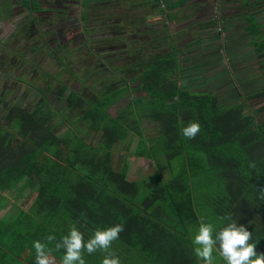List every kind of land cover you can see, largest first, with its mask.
<instances>
[{"label":"trees","instance_id":"trees-1","mask_svg":"<svg viewBox=\"0 0 264 264\" xmlns=\"http://www.w3.org/2000/svg\"><path fill=\"white\" fill-rule=\"evenodd\" d=\"M246 20L245 30L257 36L253 18ZM254 45L264 49V41ZM179 51L173 45L148 61L141 72L144 95L123 112L112 116L105 94L90 101L78 114L83 133L69 125L55 134L54 124L47 126L53 112L37 113L42 99L19 114L14 132L0 126V191L16 200L34 189L27 208L19 204L0 218V264H35L32 242L47 244L48 235L56 237L48 248L60 264L64 251L54 245L73 224L87 240L117 223L124 230L111 251L121 264H202L192 250L201 218L218 231L228 223L225 214L247 227L250 242L264 253V105L251 111L246 103L260 92L224 103L215 94L179 88ZM67 101L75 110L82 99L68 95ZM143 121L155 125L153 134H144ZM189 122L201 127L191 140L181 134ZM97 132L95 142L84 136ZM128 133L137 137L134 154L154 166L138 179L126 178L125 160L113 174L112 145ZM104 256L84 253L86 264H101ZM213 258L225 264L216 251Z\"/></svg>","mask_w":264,"mask_h":264},{"label":"crops","instance_id":"crops-1","mask_svg":"<svg viewBox=\"0 0 264 264\" xmlns=\"http://www.w3.org/2000/svg\"><path fill=\"white\" fill-rule=\"evenodd\" d=\"M26 1L28 0H0V26L1 29H3L0 40H14L18 41V44H36L37 41L40 43L49 42L48 40H51L49 38V34L51 35V33L57 32V35H52L53 41H66V43L63 44V46L67 45L66 47H72L73 45L75 47H84L85 45L88 46L91 43L95 47L107 48L111 46L115 47V41L120 38L121 32H125L129 44H131L133 41L139 42L138 45L134 44V47L131 46L132 48L130 49H126L122 52H116L115 54L112 53V64L117 65L118 62L125 63H118L120 68H124L123 71H120L123 74L128 73L129 75H76V80H79L77 82V91H79L77 96L81 97L82 102L79 107H76L75 110L68 106L69 103L67 101V95L64 99V102L60 103L61 106L59 105V102L53 101V99L51 104H45V102L42 103V107L37 109V113H42L45 110L53 112L52 118L47 123V126H51L50 122H52V120L56 117L57 122L53 123L55 126V134H58V128H61L65 120H67V115H65V112L68 110H72L76 115L67 126L73 125L79 128L83 133L85 125L82 123V121H80L78 114L83 111L85 106L90 101H95L104 94V96H108L111 99V102L107 107V111L112 116L116 115V111L123 112L121 108L126 107L134 98L142 97L144 95V91L142 90L141 72L150 59L157 56H162L168 49L159 55L154 54L153 57L147 60V58H144L142 52L139 53L138 46H144L145 44L147 45L148 39H150L149 42L152 44L151 47L155 48L162 44V39L164 36L168 37L166 30H168L169 27H171L174 23H179L177 19L179 15L178 12L179 9L185 5L187 8H189L188 14L190 15H204L203 17H205L208 13V16L204 18L206 20L211 19L212 15L209 14L210 10L216 12L219 11V15H221V13L223 15L225 12H227V15H232V11H238L241 9L240 6H244V10L247 11V13H243L244 24H237V26L232 29L233 31L237 30L241 32L240 40L235 42V44L231 47H227L228 53L230 55V57L227 59V65L229 68H232L233 70L235 69V72L241 76L243 81L246 79L247 75H249V79H251L252 82L246 84V81H241L244 84L243 87H245V89H241L238 86L239 90L235 91V86L231 87L228 80L223 77L227 82L225 83L222 81L221 79L223 78L218 79L219 82L217 84H220V86L213 87L212 89L214 90L211 93L217 96V92L220 95L219 98L225 95L227 98H230L231 101L238 100V95L244 97L247 94L260 92L259 95L253 97L250 100H246V103L247 101L251 100H261L259 97L264 95V92H262L264 91V49L257 51L254 45L255 42L259 43L264 41V37L262 36V32L264 31V19L258 20L255 17V12H258L255 11V4L261 0H247V2H239L240 0H220L219 5L216 7L214 6L215 0H182L181 4L179 2L181 0H166V4L170 6V8H166V10L162 0H71V5L67 9L62 8L60 11L53 10L51 12H49L45 6L41 5L43 0H39L41 3L38 6L36 5L37 9H33V7L30 6L28 10L25 6L26 10H24L23 5L26 4ZM234 4L235 6H233ZM11 7H14V9L11 10ZM116 9H119V11ZM8 11L9 13H7ZM166 12L171 17L170 19H165ZM247 17H252L255 25L258 26V32L260 30L256 40H254L255 36L245 30ZM228 20L230 23H228L226 26L230 31V26H232L231 23L233 20L231 21L230 18H228L227 20L224 19V22ZM8 23L10 26H14L12 29H10V37L7 36L6 33ZM173 30L171 28L170 31L173 32ZM150 32H158L160 34L148 36V33ZM171 40L173 41V38ZM192 42H195V40H192L187 45H185L184 49L201 45L199 41L196 43ZM173 45V42L170 43V47ZM176 47L178 49L180 48L178 46ZM184 49L182 47L178 52V62L180 59V53ZM210 49H212V46H207V50ZM127 52L131 53L128 58L124 56V54ZM115 58H117V60H115ZM122 58H124V60L121 62ZM83 60H85L84 56L80 55L78 58L79 64L83 65ZM213 60L214 56H212L211 60L208 62L210 69L209 72H211V74L216 73L217 68H219L220 74L223 68L218 66L216 62H213ZM203 63V61L195 62L196 66L198 67H202ZM196 66H193L192 69L194 71H200V69L198 70ZM84 68L85 67L83 66L82 70ZM206 69L207 68L201 71L206 74ZM63 77H66L68 80L69 78L72 79L71 75H61L59 78ZM88 77H90V83L85 81V79ZM41 78L43 77L41 76ZM175 78L177 86L187 90L188 85H186V81H188V79L181 83L179 80L177 81V79H179V75H176ZM227 83V88H230L231 91L226 95L223 93L222 88L226 89ZM242 83H240L241 87ZM213 84L216 85L214 82ZM44 89L47 91L49 90L47 85L44 87ZM49 93H51V91H49ZM41 94V91H37L35 93L31 91L30 96L35 99L34 101L25 102L26 96H18L17 101L14 103L3 101L8 104L3 107L4 113L1 119L4 120V116L10 112L12 117L6 118V120L9 121L8 126H10L13 130L19 128V114L22 111L30 112L35 110L37 102H40L41 99L43 100ZM236 94L237 96L234 98V95ZM62 95L63 91L60 88L59 94L56 97L62 98ZM50 97L56 98L54 95H50ZM242 97L241 99H244ZM263 100L264 99H262V101ZM252 101L247 103L248 107L252 104ZM219 102L225 103L227 101L221 100ZM263 105L264 101L262 102L261 106ZM261 106L256 108L260 109ZM256 108H254V110H257ZM262 118H264V116ZM143 122L141 123V128L144 129V134L148 136L149 134H146L145 127L142 126ZM67 126L65 127L67 128ZM65 127L64 130L66 129ZM86 135H88V137H86ZM86 135L84 134L87 139L91 138L92 141L95 142L99 136V133H88ZM122 142L125 144L129 143L135 145L126 153L125 151L122 152L120 148L117 149V147ZM136 142L137 137L131 133H128L123 139L117 140L112 145V155L115 153L116 149L124 154L122 155V158H124L122 161L125 160L126 162V175L128 171H130L134 166L135 163L132 162H135V160L138 161L139 165H141V168H143V166L145 167V165L147 166L148 163L151 162L145 157L134 154ZM125 156L129 158V163ZM147 160L148 163L146 164L145 161ZM148 166H151V163ZM33 195L34 189H25L16 200H13L7 195L6 190L0 191V218L9 215L19 204H23V207L27 208L32 201Z\"/></svg>","mask_w":264,"mask_h":264},{"label":"rangeland","instance_id":"rangeland-1","mask_svg":"<svg viewBox=\"0 0 264 264\" xmlns=\"http://www.w3.org/2000/svg\"><path fill=\"white\" fill-rule=\"evenodd\" d=\"M34 3H39V0H32ZM71 3V0H69ZM239 2H247V0H240ZM220 3V0H215L214 1V6H218ZM62 5V4H61ZM235 6V4L233 5ZM34 8H37L36 6ZM240 10L238 11H232V15H227V12H225V14L219 15L220 12H216L213 10H210L209 14H211V19L210 20H206L204 18H206L208 16L203 17L204 15H190L189 13V8H187V6L185 5L184 7H182L181 9H179L178 12V21L179 23H174L171 27H169V29L173 30V32H171L169 29L166 30L168 33V37H165L162 39V44L158 45V47H151L152 44L151 42H149L150 39L147 40V45L145 44L144 46H138V50L139 53L142 52L144 58L150 59L151 57L154 56V54H161L162 52H164L165 50L171 48L170 47V43H174L175 46L180 47V49L184 46L187 45L190 41L192 40H197L196 42L199 41V43L201 44L200 46L197 47H189L186 48L184 50H182V52L180 53V59H179V79H177V81L179 80V82H184L186 79H188V81H186V85L187 86V90L192 91V92H207V93H211L213 92L214 89H212L215 86H220V84H217L219 81L218 79L221 78H226L228 80V82L230 83L231 87L235 86V91L239 90V87L241 89H245V87H243V83L244 81H246V84H249L252 82L251 79H249V75H247L246 79H244V81L242 80L241 76L238 75L235 72V69L233 70L232 68H229V66L227 65L228 62V58L230 57L229 53H228V49L227 47H231L232 45L235 44V42L240 40V36H241V32L240 31H233L232 29L237 26V24L241 25L244 24V18H243V13L247 11L244 10V6H240ZM117 11H119V9H116ZM220 10V9H219ZM243 10V11H242ZM255 17L258 20H262L264 19V0H261L260 2H256L255 4ZM223 12V11H222ZM254 16V15H253ZM246 17V16H245ZM228 18H230V20L232 21L230 28L231 30L229 31V28L226 26L228 23H230V21H225L224 19L227 20ZM214 20V21H213ZM208 28V29H205ZM164 29V27H163ZM226 30V31H223ZM223 32V33H222ZM260 32V30H259ZM165 33V32H164ZM148 36L151 35H158L160 33L158 32H153V33H148ZM52 35H55L54 33H51V35L49 34V38L51 40L49 41V46H51V49H48L50 52V54L48 53V51L46 49H42L39 53L38 56L42 55L44 53L43 56L37 57V65L42 68L44 71H46L47 73H50L51 76L49 74L47 79L48 82H52V87H60L61 89H64L63 86L61 84H59L58 81H56V74L57 77H60L61 75H65L64 73H66L64 70H67V68L69 70H71V74L72 77L75 78L74 82L77 83L76 81V71L80 69V64L77 63L76 61V56L79 55L81 53V50L83 49L85 52H87V50H93L92 49V44L90 43L88 46L85 45L84 47H80L79 48H75V47H67V48H59L56 49L54 46V42L52 39ZM70 35V34H69ZM262 36L264 37V31L262 32ZM258 36L254 37V40L257 39ZM173 38V41L171 40ZM138 40V39H137ZM195 42V43H196ZM39 43L38 41L36 42V44ZM135 45H138L139 42H131V44H129V41L127 39L126 33L125 32H121V36L120 38H118L115 41V47H110V52L108 51L107 48H101L98 47L97 51L100 53H106L101 54L102 56H104V59H101V70H106L108 68V73H110L111 75H129L128 73H122L121 71L124 70V68H120L119 64H125V63H117L116 64H112L110 60L112 59L113 55H109V57H107L108 54H111L113 52H122L126 49H130L132 48L131 46L134 47ZM199 45V44H198ZM207 46H212V49L207 50ZM112 51V52H111ZM156 51V52H155ZM250 53V51H249ZM91 54V53H89ZM130 52H127L126 54H124V56H126V58H128L130 56ZM67 55V56H65ZM85 54L81 53V56H84ZM97 55V54H96ZM152 55V56H150ZM65 56V57H64ZM212 56H214V60L213 62H216L218 66H221L223 69L219 74V68H217L216 73H212L209 72V61L211 60ZM91 59V57H89ZM102 58V57H101ZM88 59V58H87ZM83 60L84 64L82 65V67L84 66L85 68L83 69L84 72H90L89 75L91 74V71H95L96 67H92L93 65H91V63H86L89 62V60ZM107 59H109V62H107ZM92 60V59H91ZM106 60V62H105ZM115 60H117V58H115ZM124 60V58L121 59V62ZM86 61V62H85ZM95 60H92V62L94 63ZM104 63H103V62ZM204 62L202 67H198L196 66L195 62ZM106 63V65H105ZM108 63V64H107ZM95 66V65H94ZM109 66V67H108ZM193 66H196V68L200 71H194L192 68ZM89 68V69H88ZM205 68H207L205 70L206 74L203 73V71ZM196 69V70H197ZM87 70V71H85ZM110 70V72H109ZM121 70V71H120ZM114 72V73H113ZM96 74V73H94ZM216 74V75H215ZM219 74V75H218ZM42 77H44V75H41ZM20 77V75H19ZM191 78V79H190ZM221 79L222 81H224L225 83L227 81H225V79ZM70 79V84L72 82V79ZM81 79V78H80ZM190 79V80H189ZM43 82L39 83L40 89L44 86V84L47 82L46 79H42ZM79 81V80H78ZM85 81L87 83H90V77L86 78ZM242 81V82H241ZM69 82V80H68ZM213 82L216 84L214 85ZM30 83H32V87L36 86L37 83H34V79L30 81ZM240 83H242V87L240 85ZM68 84V83H67ZM228 83L226 84V89H223V93H225L227 95V93H229L231 91L230 88H227ZM239 86V87H238ZM38 88V87H37ZM39 89V90H40ZM43 92L45 93L47 90H45L44 88ZM216 92V91H215ZM244 93V92H243ZM217 94V98L219 101L221 100H225L227 102L230 101V98H227L225 95L219 98V94L216 92ZM53 95V94H52ZM67 95H75L74 92H67ZM237 96L234 95V98ZM66 95L65 93H63L62 98H52L53 101L59 102V105L61 106L60 103L64 102ZM239 99L242 97L241 95L237 96ZM233 98V99H234ZM244 98V97H242ZM261 100L258 101H252V104L249 106V109L252 111L254 110V108L261 106L262 105V99H264V95L259 97ZM25 102L27 101H34L35 99L32 96H26L25 97ZM221 99V100H220ZM234 101V100H231ZM230 101V102H231ZM251 101H247L251 102ZM262 101V102H260ZM29 103V102H28ZM27 103V105H28ZM26 105V107H27ZM73 109V108H72ZM257 109V108H256ZM1 107H0V116L4 113V111L1 112ZM65 115H67V120H65L64 124L62 125L61 128H58V134L64 131V127L68 125V123H70V121L72 119H74V116L76 115L75 112H73L72 110H68L67 112H65ZM264 116V111L260 114V118H262ZM257 118H259L257 116ZM57 119L56 117L52 120V122H50V125H52L53 123H56ZM146 129V134L151 135V133L153 134L155 132V125L151 122L148 121H144L143 125ZM66 128V127H65ZM55 130V129H54ZM86 137H88V135H86ZM87 139V138H86ZM135 144H125V143H121L117 149L120 148V150L122 152H128ZM116 149V146H115ZM115 150V153L112 155L111 159H112V166L114 169V175L116 174L119 166L121 165L122 162V154L121 152H119V150ZM126 160L128 161V163L130 162L129 158L127 156H125ZM134 166L132 167V169L130 171H128L126 178L127 179H138L142 176H144L146 173H148L149 171H151L154 166H148L150 165V162L148 163V160L145 161V163H148V168L145 165V167L143 166V168H141V165H139L138 161L135 160ZM146 168V169H145ZM131 175H130V174ZM56 264H59L56 261ZM203 264V263H202Z\"/></svg>","mask_w":264,"mask_h":264},{"label":"clouds","instance_id":"clouds-1","mask_svg":"<svg viewBox=\"0 0 264 264\" xmlns=\"http://www.w3.org/2000/svg\"><path fill=\"white\" fill-rule=\"evenodd\" d=\"M201 127L198 122H189L181 129V134L191 140L200 133ZM254 167V165H253ZM260 199H264V190ZM228 221L226 226L218 231L213 224L205 223L203 217L198 229L192 238L193 253L203 264H213V252L216 251L222 257L225 264H264V253H258L257 245L252 241V233L242 224H238L230 215L225 214L221 218ZM124 230L123 224L100 229L97 228L87 240L84 234L73 224L68 233L55 242V250L63 249L64 255L60 264H86L84 253L91 255L97 251L105 253L101 264H121L120 258L111 251L112 243L119 239ZM47 244L35 240L32 247L35 250V264H56L55 257L51 255L52 249L48 244L56 241L54 235L45 237Z\"/></svg>","mask_w":264,"mask_h":264},{"label":"flooded vegetation","instance_id":"flooded-vegetation-1","mask_svg":"<svg viewBox=\"0 0 264 264\" xmlns=\"http://www.w3.org/2000/svg\"><path fill=\"white\" fill-rule=\"evenodd\" d=\"M28 1H26V4L23 5L24 10H26V9L29 10L30 6L33 7V9H34V5L38 6L41 3L40 1H39V3H34L32 0H28ZM41 5L45 6L46 9L49 12H51L53 10L60 11V9H62V8L67 9L68 7H70L71 4H70L69 0H66V1L65 0H43ZM25 6H26V9H25ZM21 8H22V6H21ZM10 9L12 10V9H14V7H11ZM35 9H37V8H35ZM7 13H9V11ZM7 27L8 28L6 30V33H7V36L10 37V34H11L10 29H12L14 26H12V25L10 26L8 23ZM2 33H3V29H1V26H0V37L2 36ZM54 34L57 35L58 33L54 32ZM53 42H54V46L56 49L67 48L66 47L67 45L63 46V44H65L66 41L65 42L53 41ZM39 43H37V44H33V43L21 44V43H19L18 44V41H14V40H0V107H1V109H4L3 107H5L8 104V103L3 102V101H8L9 103H14L17 101L18 96H21V97L30 96L31 91L33 93H35L37 91H39V92L41 91L42 92L41 96H42L45 104H51L52 98L50 97V95L53 94L56 97L59 94L58 90H60V87L59 88L58 87H55V88L52 87V85H51L52 82H48V79H47L48 75H46V74H49L51 76V74L47 73L42 68H40L37 65V60H36L37 57L44 55V53H43L42 55L38 56L39 54H37V53H39L42 49H46L49 53L50 51L48 49H51L50 48L51 46H49L50 45L49 42H42L40 44ZM72 43H74V42H72ZM72 47H75V46L73 45ZM111 47H114V46H111ZM75 48L80 49V47H75ZM101 48H103V47H101ZM92 49L93 50H87V52H85L83 49L81 50V53L85 54L84 59L88 58L87 60H89L90 59L89 57H91L92 60H95L94 63L92 62L91 59L89 62L85 61L86 63H91V65H93L92 66L93 68L96 67V70L91 71V74L92 75H110V73L107 72L108 68L106 70H101V59H104V56H102L101 54L105 55L106 53L98 52L97 51L98 47H95L94 45H92ZM107 49L109 51L110 47H107ZM81 53L76 56V61L78 64H79L78 58L81 55ZM89 53H91V54H89ZM113 54H115V52H113ZM109 55H112V53L108 54L107 57H109ZM65 56H67V55H65ZM105 62H106V60H105ZM107 62L110 63L109 59H107ZM105 65H106V63H105ZM64 71L66 72V73H64L65 75H71L72 76L71 70H69L68 68H67V70H64ZM85 71H87V70H85ZM109 72H110V70H109ZM94 73H96V74H94ZM76 74L77 75H89L90 72L89 71L84 72L82 70V65L80 64V69H79V71L78 70L76 71ZM19 75H20V77H19ZM41 75H44V77L41 78ZM56 78H57L56 81H58L59 84H61L63 86L64 89H62V91H63V93H65V95H67L68 91H70V92L72 91L75 93V95H77V93L79 91H77L78 83L74 82L75 78L72 77L71 84H70V79L68 82V79H66V77L59 78V77H57V74H56ZM33 79H34V83L35 84L37 83V85L32 87V83H30V81ZM42 79L47 80V82L44 84V86L42 88H44L47 85V87L49 89L45 93L42 91L43 90L42 88L40 89V86H39V83L43 82ZM49 91H51V93H49ZM56 98H60V97H56ZM2 116H3V114L0 116V126L9 128V126H8L9 121L6 120V118H9V117L11 118L12 115L10 114V112L7 113L4 116V120L1 119ZM11 131L14 132V130H11ZM11 141L14 143H18L19 139L17 136H14V138Z\"/></svg>","mask_w":264,"mask_h":264}]
</instances>
